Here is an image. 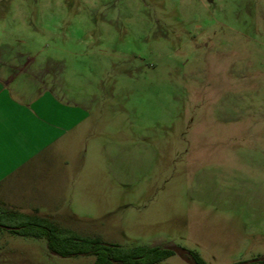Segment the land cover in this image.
Returning <instances> with one entry per match:
<instances>
[{
    "label": "rangeland",
    "instance_id": "rangeland-1",
    "mask_svg": "<svg viewBox=\"0 0 264 264\" xmlns=\"http://www.w3.org/2000/svg\"><path fill=\"white\" fill-rule=\"evenodd\" d=\"M0 75L78 105L65 229L262 264L264 0H0ZM14 227L0 264H94Z\"/></svg>",
    "mask_w": 264,
    "mask_h": 264
},
{
    "label": "crops",
    "instance_id": "crops-1",
    "mask_svg": "<svg viewBox=\"0 0 264 264\" xmlns=\"http://www.w3.org/2000/svg\"><path fill=\"white\" fill-rule=\"evenodd\" d=\"M75 105L33 81L0 75L1 213L36 216L66 228L56 216L73 187V162L65 156L71 145L59 148V140L74 124Z\"/></svg>",
    "mask_w": 264,
    "mask_h": 264
},
{
    "label": "trees",
    "instance_id": "trees-1",
    "mask_svg": "<svg viewBox=\"0 0 264 264\" xmlns=\"http://www.w3.org/2000/svg\"><path fill=\"white\" fill-rule=\"evenodd\" d=\"M16 222L11 231L20 236L45 238L49 253L61 258L93 256L94 264H159L173 252L161 247H135L125 250L117 246L103 245L97 239L79 237L71 230L36 216L1 213L0 219ZM192 264H205L195 253L186 251ZM264 264V258L260 260Z\"/></svg>",
    "mask_w": 264,
    "mask_h": 264
},
{
    "label": "water",
    "instance_id": "water-1",
    "mask_svg": "<svg viewBox=\"0 0 264 264\" xmlns=\"http://www.w3.org/2000/svg\"><path fill=\"white\" fill-rule=\"evenodd\" d=\"M171 251H172L174 254H176V255L182 257L183 260H184L185 262L192 264V263H191V262L185 257V255H186V251H185V250H181V249H171Z\"/></svg>",
    "mask_w": 264,
    "mask_h": 264
},
{
    "label": "flooded vegetation",
    "instance_id": "flooded-vegetation-1",
    "mask_svg": "<svg viewBox=\"0 0 264 264\" xmlns=\"http://www.w3.org/2000/svg\"><path fill=\"white\" fill-rule=\"evenodd\" d=\"M186 256V255H185Z\"/></svg>",
    "mask_w": 264,
    "mask_h": 264
}]
</instances>
